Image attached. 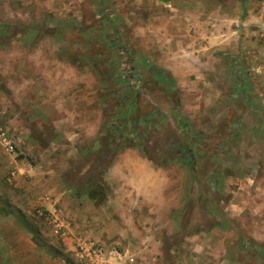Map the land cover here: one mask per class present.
Returning a JSON list of instances; mask_svg holds the SVG:
<instances>
[{
    "label": "rangeland",
    "instance_id": "obj_1",
    "mask_svg": "<svg viewBox=\"0 0 264 264\" xmlns=\"http://www.w3.org/2000/svg\"><path fill=\"white\" fill-rule=\"evenodd\" d=\"M250 1L264 12V0ZM241 2L0 0V129L15 143L14 154L0 145V264H80L72 241L54 231L52 207L35 205L14 177L19 169L62 170L72 186L93 164L83 186L102 179L95 171L106 157L135 146L163 168L170 189L160 209L143 216L146 242L144 231L127 229L121 249L145 264H264V108L234 80L221 81L216 97L207 91L195 99L173 65V47L196 34L187 14L231 15ZM242 31L264 46V14ZM237 49L238 61L261 52ZM51 104L58 108L52 114ZM93 133L99 147L88 146V160L75 162ZM56 157L63 161L52 164ZM90 202L83 220L93 221L92 204L101 208ZM106 224L119 234L120 225ZM113 236L100 238L110 243Z\"/></svg>",
    "mask_w": 264,
    "mask_h": 264
},
{
    "label": "crops",
    "instance_id": "obj_2",
    "mask_svg": "<svg viewBox=\"0 0 264 264\" xmlns=\"http://www.w3.org/2000/svg\"><path fill=\"white\" fill-rule=\"evenodd\" d=\"M262 14H264L263 9L254 10L253 1L250 0H242L240 9L231 15L187 14L189 24H192V26L188 24L187 27L191 31L194 26L196 34L188 38L187 42L183 38L181 40L182 44L173 47L174 52L176 51L178 56L176 57L175 55L176 58H174L173 65L175 66L174 72L178 77L179 83L182 86L187 83L188 91L195 99L200 98L207 91H211V97H216L215 93L219 95L222 90L218 87L221 81L228 84L234 80L240 81L242 94L247 91L250 98L259 103L261 108H264V58L262 60L257 59L264 56L262 51L264 46L261 44L257 46L255 40L247 39V37L243 36L242 31V25L249 20L261 22ZM212 16H216L217 20H213L214 17ZM184 17L180 19V25H184ZM238 44L240 46L242 44V47L250 50L257 47V50L261 52L259 55H255V52H252L253 55L249 54L251 57L249 60L244 59L243 56L239 57L240 60L238 61L236 60V55L241 53V50L237 49ZM240 55H243V52ZM9 71L11 72L10 75L7 71H5V74L11 78L13 76L12 69ZM235 72L236 74H234ZM200 82H202L203 87H197ZM255 84L258 86H255ZM259 88H261V92ZM56 109H58L57 105L53 106L51 104L50 114L57 111ZM74 111V115H80V112H82L77 113L76 109ZM74 115L71 114L64 121L70 122ZM98 117L99 111H96L97 122H99ZM71 136H74V134L72 133ZM92 136H95V138L91 137V144H86L82 147L83 153L76 158L75 162L83 160L86 162L88 160L89 156L86 150L88 146L94 147L95 145L99 147L98 135L93 133ZM28 137L29 142H31V134ZM70 139L71 142H74L75 138L72 137ZM136 148L137 146H135V150L134 147L131 150H134L135 154L128 153L131 151L126 149L125 153H121L117 157H106V170L104 168L100 171V166H96L97 170L94 171L96 174L100 172L102 176V179H99V183L102 184L105 194L104 199L100 203H95L89 197L85 184L82 186L84 179L92 176L93 169H96L93 164L91 169L86 167L82 172L78 173V180L72 186L68 184L65 173L62 170L49 176L47 168L40 169V167H43L42 165L29 166L25 170L26 173L23 174H20L21 171L19 169V172L14 177H17L18 182L24 183L20 184L27 187L25 190H30L31 196L35 198V205L48 209L56 205L62 209L63 230L65 232L63 240L68 238L70 243L72 241L71 245L69 244L68 246L69 249L74 250V242L77 238L91 239L101 241L107 247L116 246L120 250L134 252L138 255L135 251L121 249L117 243L122 242L121 238L130 237L127 235V229L135 228L133 230H137L140 233L144 231L142 228H145L146 225L142 224L145 218L143 216L147 213H156L160 209L159 205L167 197L165 193L167 184H165L163 168L158 166L157 162H154L145 153L137 151ZM72 156L70 154L66 156V159H71L70 163L74 162ZM51 161L52 164H58V161L63 160L56 157ZM39 170L43 173L42 175ZM167 187L170 189L168 185ZM77 192H80L79 199L76 195ZM90 201L101 206L99 209H101L102 213L92 204L95 211L92 217L93 221L86 220V218L83 220L81 218H83L85 204L91 203ZM73 206L74 209L72 210ZM134 211L141 212L140 218L132 216ZM77 219L80 221L76 222L75 220ZM109 219L113 222V226H121L115 232H118V235L111 234L114 232H111L107 227L109 225L106 222ZM157 225V227H161L164 222L162 221L161 224ZM147 228L148 226L145 230H148ZM121 231L123 233H120ZM144 232L145 238L142 240L146 242L148 235L146 231ZM102 233H106L108 236H117L118 239L108 243L100 238ZM142 240L140 241L142 242Z\"/></svg>",
    "mask_w": 264,
    "mask_h": 264
},
{
    "label": "built area",
    "instance_id": "obj_3",
    "mask_svg": "<svg viewBox=\"0 0 264 264\" xmlns=\"http://www.w3.org/2000/svg\"><path fill=\"white\" fill-rule=\"evenodd\" d=\"M0 145L7 153H15L13 137L2 129H0ZM51 211L54 231L65 235L62 209L53 205ZM73 251L80 264H145L143 258L134 252L120 250L116 246L107 247L98 240L77 238Z\"/></svg>",
    "mask_w": 264,
    "mask_h": 264
},
{
    "label": "trees",
    "instance_id": "obj_4",
    "mask_svg": "<svg viewBox=\"0 0 264 264\" xmlns=\"http://www.w3.org/2000/svg\"><path fill=\"white\" fill-rule=\"evenodd\" d=\"M86 189L88 190L89 197L95 202L100 203L104 197V189L101 183L96 182L95 179L89 178L84 183Z\"/></svg>",
    "mask_w": 264,
    "mask_h": 264
}]
</instances>
